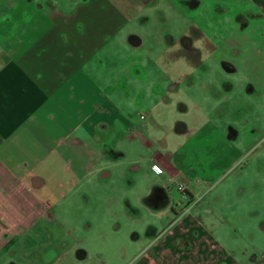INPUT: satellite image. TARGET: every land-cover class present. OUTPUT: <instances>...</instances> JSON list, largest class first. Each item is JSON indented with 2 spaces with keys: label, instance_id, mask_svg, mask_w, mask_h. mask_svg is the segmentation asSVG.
I'll return each instance as SVG.
<instances>
[{
  "label": "rangeland",
  "instance_id": "374dc122",
  "mask_svg": "<svg viewBox=\"0 0 264 264\" xmlns=\"http://www.w3.org/2000/svg\"><path fill=\"white\" fill-rule=\"evenodd\" d=\"M115 2L124 9L138 3ZM137 8L128 21L116 19L112 51H98L77 77L105 91L104 98L96 95L99 102L109 99L135 125L139 114L151 113L171 126L187 108L183 118L191 128L211 115L225 118L235 157L227 151L214 185L199 191L206 211L160 216L145 202V172L130 169L141 145L120 133L113 148L126 153L127 164H108L111 177L101 172L54 210L46 251L61 257L58 264H264V0H155ZM129 34L143 40L140 47L128 49ZM186 35L199 52L184 49ZM156 95L181 96L172 108H155ZM218 95L226 98L219 103ZM149 127L157 130L154 122ZM171 137L172 149L178 140ZM170 190L181 210L183 194L172 184ZM150 226L156 228L151 235ZM138 253L142 259L131 260Z\"/></svg>",
  "mask_w": 264,
  "mask_h": 264
},
{
  "label": "crops",
  "instance_id": "0c3cea01",
  "mask_svg": "<svg viewBox=\"0 0 264 264\" xmlns=\"http://www.w3.org/2000/svg\"><path fill=\"white\" fill-rule=\"evenodd\" d=\"M137 1L124 9L112 0H59L52 9L53 0H0V264L61 261L46 251L54 210L101 172V178L111 177L112 170L104 169L108 164H127L126 153L113 148L120 133L141 145L130 169L145 172L140 175L148 182L145 202L160 216L206 211L199 191L214 185L211 179L226 163L227 151L234 159L235 150L227 147L232 138L225 118L211 115L200 127L191 128L183 118L192 109L187 108L171 126L151 113L139 114L135 125L129 114L112 109L109 99L99 102L96 95L104 98L105 91L77 77L98 51L108 50L119 32L116 19L124 23L136 7L143 11L155 0ZM183 39L184 49L199 52L191 38L185 39L187 43ZM142 43L139 36L129 34V50ZM226 66L224 61V71ZM179 96L156 95L155 108H172ZM218 96L219 103L226 98ZM119 116L122 121L115 118ZM151 122L157 130H151ZM176 135L178 142L171 149V136ZM171 184H183L189 194L179 202L181 210L175 206ZM150 228L149 235L156 229ZM134 259L142 256L138 253Z\"/></svg>",
  "mask_w": 264,
  "mask_h": 264
},
{
  "label": "built area",
  "instance_id": "2783aa9c",
  "mask_svg": "<svg viewBox=\"0 0 264 264\" xmlns=\"http://www.w3.org/2000/svg\"><path fill=\"white\" fill-rule=\"evenodd\" d=\"M178 189L181 191V193L183 194L184 198H186V199L189 198V194H188V192H187V190H186V188H185V186L183 184H180L178 186Z\"/></svg>",
  "mask_w": 264,
  "mask_h": 264
},
{
  "label": "snow or ice",
  "instance_id": "6c2138e0",
  "mask_svg": "<svg viewBox=\"0 0 264 264\" xmlns=\"http://www.w3.org/2000/svg\"><path fill=\"white\" fill-rule=\"evenodd\" d=\"M157 171H159V169H157Z\"/></svg>",
  "mask_w": 264,
  "mask_h": 264
}]
</instances>
